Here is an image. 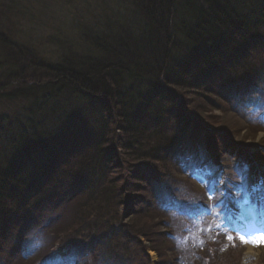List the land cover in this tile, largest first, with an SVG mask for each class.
<instances>
[{
  "label": "trees",
  "instance_id": "1",
  "mask_svg": "<svg viewBox=\"0 0 264 264\" xmlns=\"http://www.w3.org/2000/svg\"><path fill=\"white\" fill-rule=\"evenodd\" d=\"M120 3L56 59L0 38V264L62 206L63 247L100 264H239L237 228L263 221L240 189L264 180V0Z\"/></svg>",
  "mask_w": 264,
  "mask_h": 264
},
{
  "label": "rangeland",
  "instance_id": "2",
  "mask_svg": "<svg viewBox=\"0 0 264 264\" xmlns=\"http://www.w3.org/2000/svg\"><path fill=\"white\" fill-rule=\"evenodd\" d=\"M20 1L24 2L25 5L31 6L30 14L21 16L20 14L1 10L0 24H2V27H0V38L10 40L11 44L12 42L23 44L22 47H27L29 53H36L37 51L38 55H41L47 61L58 58L63 50L69 46H75L73 49L77 51L76 47L79 45L83 46V30H86L90 25L96 24L98 18L101 20L107 15L110 16L112 10L116 8V4L122 3L124 0ZM3 45L0 44V60L1 56L6 54L2 50L4 48ZM9 54H13L12 49L9 50ZM3 57L6 59V56ZM10 63L9 60L8 66L11 65ZM11 66L9 67L15 70V73H18L20 68L25 69L24 66L17 63V60ZM18 77L17 74L12 76L13 82L20 78ZM223 110L214 109L212 113L230 121L235 120L230 102L228 103V109L224 108ZM237 126L243 129L241 123H237ZM263 134V131L256 133L255 142L263 137ZM247 145L249 152L257 150L254 147V142ZM73 217V207L71 210L68 206H62L56 210L49 218L51 219L49 224L45 221L36 230L38 235L33 246L34 254L28 252L27 256L33 255L26 261H21L20 259L18 264H100L99 258L94 256V254H75L69 250V245L63 247V241H72L65 236L66 228L71 224ZM261 232L264 233V230L261 229ZM255 235L256 233L250 235V242L240 239L242 243H239L237 247L241 252L239 264H264V242L255 238ZM244 236L246 237V235ZM144 243L147 244V241L144 240ZM147 253L151 258L152 264H154L157 255L149 248Z\"/></svg>",
  "mask_w": 264,
  "mask_h": 264
},
{
  "label": "snow or ice",
  "instance_id": "3",
  "mask_svg": "<svg viewBox=\"0 0 264 264\" xmlns=\"http://www.w3.org/2000/svg\"><path fill=\"white\" fill-rule=\"evenodd\" d=\"M214 191H215L214 188H209V189H208V192H209V198H210V199L212 198V194L214 193ZM240 191L243 193V201H242V203H243V204H250L251 196H252V194H253L255 191H257V189L253 188V189L251 190V192H250V191L247 190V188H245V187L242 185ZM214 206H218L219 209H220V212L223 213L224 209L227 207V204L225 203V201L223 200V198H221V199H218V200L215 201V205H214ZM205 207L207 208V207H209V206L206 205ZM209 210H210V208H209ZM249 211H250V212H253V211H254V206L250 207V208H249ZM227 238H228L229 240L233 239V237H232L231 235H228ZM240 239H241V240H245V242H247V241H246V238H245V236H244L243 234L240 235ZM261 241L264 242V233H262V235H261ZM253 242H255V241H253Z\"/></svg>",
  "mask_w": 264,
  "mask_h": 264
}]
</instances>
